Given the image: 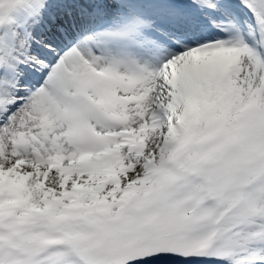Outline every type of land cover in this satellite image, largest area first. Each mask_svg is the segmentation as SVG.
I'll list each match as a JSON object with an SVG mask.
<instances>
[{
	"label": "snow or ice",
	"instance_id": "1",
	"mask_svg": "<svg viewBox=\"0 0 264 264\" xmlns=\"http://www.w3.org/2000/svg\"><path fill=\"white\" fill-rule=\"evenodd\" d=\"M0 264H264V0H0Z\"/></svg>",
	"mask_w": 264,
	"mask_h": 264
}]
</instances>
